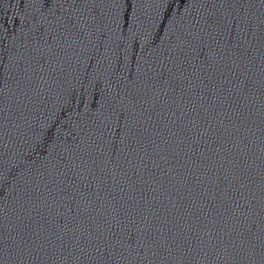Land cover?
<instances>
[{"label": "water", "instance_id": "obj_1", "mask_svg": "<svg viewBox=\"0 0 264 264\" xmlns=\"http://www.w3.org/2000/svg\"><path fill=\"white\" fill-rule=\"evenodd\" d=\"M0 0V264H264V0Z\"/></svg>", "mask_w": 264, "mask_h": 264}, {"label": "snow or ice", "instance_id": "obj_2", "mask_svg": "<svg viewBox=\"0 0 264 264\" xmlns=\"http://www.w3.org/2000/svg\"><path fill=\"white\" fill-rule=\"evenodd\" d=\"M180 2H185V0H180ZM172 3H175V0H170L169 7H171Z\"/></svg>", "mask_w": 264, "mask_h": 264}]
</instances>
